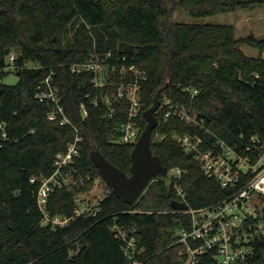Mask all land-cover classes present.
I'll return each instance as SVG.
<instances>
[{
  "label": "trees",
  "instance_id": "16d2710c",
  "mask_svg": "<svg viewBox=\"0 0 264 264\" xmlns=\"http://www.w3.org/2000/svg\"><path fill=\"white\" fill-rule=\"evenodd\" d=\"M263 3L0 0V264H131L111 230L115 220L138 227L139 243L146 248L144 264H184L174 244V229L188 218L158 212L172 209L176 196L168 175L153 178L134 204L118 198L107 185L109 192L98 215L77 216L56 228L41 225L39 181L33 183L31 178L50 176L56 154L77 133L83 142L76 166L91 179L84 186L52 193L53 215H73L75 197L90 194L104 181L91 158L93 149L131 174L135 145L118 142L127 104H119L116 114L108 116V105L100 97L106 91L94 85L93 73L71 71L74 63L111 52L125 55L127 64H143L147 71L137 118L141 133L147 125L144 112L153 105L160 87H164L161 100L168 96L197 114L199 124L188 123L178 114L165 117L158 109L159 124L152 134V151L162 163L168 169L187 170L181 185L190 206H208L229 197L232 190L207 177L194 153L183 149L175 137L199 134L204 148L220 137L243 154L244 142L252 136L264 139V38L253 34L238 38L228 24L176 21L173 8L201 19ZM241 44L259 48V56L247 55ZM12 54H16L13 66L19 79L7 85L3 78L13 71L7 61ZM51 72L78 132L69 124L50 120L48 106L35 97L36 87ZM195 89L199 92L193 95ZM82 103L88 109L86 117Z\"/></svg>",
  "mask_w": 264,
  "mask_h": 264
},
{
  "label": "built area",
  "instance_id": "2783aa9c",
  "mask_svg": "<svg viewBox=\"0 0 264 264\" xmlns=\"http://www.w3.org/2000/svg\"><path fill=\"white\" fill-rule=\"evenodd\" d=\"M15 58V54L10 55L9 68L14 67ZM126 60L125 55L115 56L109 52L74 63L71 71L93 73L94 85L106 91L100 97L108 105V116L116 114L119 104H127L128 116L119 128L118 142L135 145L141 135L137 118L141 107V82L147 78V71L143 64H127ZM184 90L191 89L185 87ZM198 92L195 89L193 95ZM35 97L48 106L50 120L69 124L78 132L62 104L59 89L54 85V72L38 84ZM80 108L82 116L86 117V103H82ZM159 110L165 117L178 114L188 123L199 124L196 113L191 114L190 110L175 104L168 96L161 100ZM3 136L6 137V133ZM175 138L183 149L194 153L207 177L232 190L229 197L215 204L195 208L188 203L187 192L181 185L187 170L181 167L168 170L169 180L174 182L176 190L174 200L186 203L187 207H172L158 212L187 216L188 219H181L174 229V244L178 245L184 264H264V139L252 136L249 142H244L246 153L243 154L220 137H216L214 145L208 148H204V138L199 134L178 135ZM82 142L83 136L77 133L66 149L56 154L55 169L50 176L31 178L33 183L39 181L37 203L43 226H66L77 216H96L101 211L103 198L92 199L95 196L85 192L75 197L74 214L71 216L53 215L49 208L52 193L84 186L91 179L90 174L76 166ZM111 230L131 264H144L146 248L139 243L138 227L115 220Z\"/></svg>",
  "mask_w": 264,
  "mask_h": 264
},
{
  "label": "water",
  "instance_id": "95a60500",
  "mask_svg": "<svg viewBox=\"0 0 264 264\" xmlns=\"http://www.w3.org/2000/svg\"><path fill=\"white\" fill-rule=\"evenodd\" d=\"M163 88L160 87L156 91L153 105L144 112L147 125L132 150L130 175L110 162L98 148L91 152V158L98 167L102 179L118 198L129 204H134L138 200L153 178L168 175V167L152 151V134L159 124L156 113L160 107ZM171 206L180 209L187 207L186 203L178 200H172Z\"/></svg>",
  "mask_w": 264,
  "mask_h": 264
},
{
  "label": "rangeland",
  "instance_id": "374dc122",
  "mask_svg": "<svg viewBox=\"0 0 264 264\" xmlns=\"http://www.w3.org/2000/svg\"><path fill=\"white\" fill-rule=\"evenodd\" d=\"M173 6V3H171ZM174 19L176 21L182 22H201L208 24H228L235 28L236 37H245L247 35L253 34L257 39L264 38V3L257 4L249 8H237L234 11L218 14L210 17H205L201 19L193 18L187 12L174 7ZM241 49L249 56L258 57L260 50L257 47H253L248 44H241ZM16 55V54H15ZM264 56V53L262 54ZM8 63L11 64L10 59H7ZM13 71L8 73L3 78V83L7 85L16 84L18 82L19 76L17 72L12 68ZM109 189L105 181H102L94 187L90 192L93 197L92 199L103 198Z\"/></svg>",
  "mask_w": 264,
  "mask_h": 264
}]
</instances>
